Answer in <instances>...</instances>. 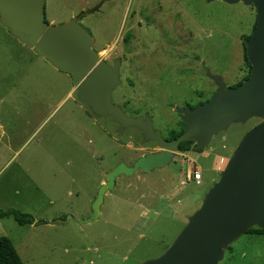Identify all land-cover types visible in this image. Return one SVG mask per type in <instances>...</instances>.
Returning a JSON list of instances; mask_svg holds the SVG:
<instances>
[{
	"label": "rangeland",
	"instance_id": "obj_1",
	"mask_svg": "<svg viewBox=\"0 0 264 264\" xmlns=\"http://www.w3.org/2000/svg\"><path fill=\"white\" fill-rule=\"evenodd\" d=\"M98 4L79 23L101 60L121 62L112 100L128 116L148 114L163 137L182 129L174 108L211 97L217 85L210 75L226 74L228 88L249 72L243 41L256 19L252 6L45 0L46 21L61 24ZM11 45L4 41L0 50V209L29 213L36 223L19 225L5 217L0 236L12 241L24 264H142L159 258L219 179L215 166H226L245 133L260 122L233 123L202 152L178 150L162 169L118 176L98 218L79 223L91 215L99 186L116 164L130 166L159 147L133 127L120 133L109 116L94 115L76 100L68 74ZM188 168L198 172V180L187 178ZM230 247L218 264H264V235L243 233Z\"/></svg>",
	"mask_w": 264,
	"mask_h": 264
},
{
	"label": "water",
	"instance_id": "obj_2",
	"mask_svg": "<svg viewBox=\"0 0 264 264\" xmlns=\"http://www.w3.org/2000/svg\"><path fill=\"white\" fill-rule=\"evenodd\" d=\"M220 1L230 5L241 2L255 9L254 28L243 41L249 75L228 88L221 76L210 75L217 85L211 97L194 107L174 108L183 123L182 132L166 139L153 128L148 114L128 116L112 100V92L120 83L121 62L115 60L109 65L101 60L93 49V37L79 23L101 4L67 22L50 25L45 0H0V25L54 69L68 74L79 103L94 115L109 116L120 133L133 127L143 134L145 142H155L159 147L158 152L146 153L130 166L124 161L116 164L99 186L91 215L79 223L98 218L104 196L114 188L118 176L162 169L172 163L181 142L191 141L196 150L203 151L213 136L226 132L231 124L260 120L245 133L173 244L159 258L142 264H218L227 247L247 229H264V0Z\"/></svg>",
	"mask_w": 264,
	"mask_h": 264
},
{
	"label": "trees",
	"instance_id": "obj_3",
	"mask_svg": "<svg viewBox=\"0 0 264 264\" xmlns=\"http://www.w3.org/2000/svg\"><path fill=\"white\" fill-rule=\"evenodd\" d=\"M129 38H130V32H128L126 34V36L124 37V43L125 44H127L129 42ZM248 38L249 37H247V39ZM243 47H244V45H243ZM244 59H245L246 63L248 64L249 70H250V65L247 62V59L245 56V50H244ZM248 75H249V72L240 82L232 85L231 87L239 85L245 78L248 77ZM181 132H182V129L179 132L178 131H172V132H170V135L167 138L173 139V138L177 137ZM190 149L196 150L194 143L191 141H183L180 143L178 150L185 152V151H189ZM198 151H200V150H198ZM5 217H13L14 220L19 225L36 223L34 217L31 214L24 213V212L17 210V209H6V210L0 209V219L5 218ZM244 233L263 234L264 235V229H261V228L256 226V227L247 229ZM0 264H24L22 262L20 256L18 255L12 241L6 236H0Z\"/></svg>",
	"mask_w": 264,
	"mask_h": 264
},
{
	"label": "crops",
	"instance_id": "obj_4",
	"mask_svg": "<svg viewBox=\"0 0 264 264\" xmlns=\"http://www.w3.org/2000/svg\"><path fill=\"white\" fill-rule=\"evenodd\" d=\"M7 42V44H12L11 45V50H13V48H15L16 46H19L20 47V49L21 48H25L26 50L25 51H27V52H30L31 54L33 53V55H32V58H38L39 56L37 55V54H35L33 51H32V49L31 48H28V47H26L24 44H22L18 39H14V37H11L10 36V33H9V31L5 28V27H3V26H1L0 25V50H2V49H4L2 46H1V43L2 42ZM31 58V57H30ZM30 58L29 57H27V60H28V62L27 63H30ZM39 58H41V60L43 59L42 57H39ZM43 60H45V59H43ZM50 65V64H49ZM52 67V66H51ZM53 68V67H52ZM56 70V69H55ZM222 76H223V78H224V76H226V74H223L222 73ZM224 80H225V78H224ZM234 84H236V83H234ZM234 84H230L229 85V83H228V86L230 87V86H232V85H234ZM72 91V90H71ZM73 92V91H72ZM74 93V92H73ZM202 152V151H201ZM204 154V158H206V157H208L209 156V152H204L203 153ZM220 159H224L223 157H221ZM226 162H227V160H226ZM224 167H225V164L223 165V169H224ZM219 168H220V166L219 165H217V166H215V170L216 171H218L219 173H221V170H222V168H220V170H219ZM1 219H3V218H1ZM255 235H258V234H255ZM259 235H263V234H259ZM228 249L231 251V247H230V245L228 246Z\"/></svg>",
	"mask_w": 264,
	"mask_h": 264
},
{
	"label": "built area",
	"instance_id": "obj_5",
	"mask_svg": "<svg viewBox=\"0 0 264 264\" xmlns=\"http://www.w3.org/2000/svg\"><path fill=\"white\" fill-rule=\"evenodd\" d=\"M186 175H187V178L188 179H191V176L194 178V179H199V174L198 172H195V171H192L191 169H187L186 170Z\"/></svg>",
	"mask_w": 264,
	"mask_h": 264
},
{
	"label": "flooded vegetation",
	"instance_id": "obj_6",
	"mask_svg": "<svg viewBox=\"0 0 264 264\" xmlns=\"http://www.w3.org/2000/svg\"><path fill=\"white\" fill-rule=\"evenodd\" d=\"M255 22H256V19H255ZM255 22H254V24H253L252 30H253V28H254ZM252 30H251V33H252ZM251 33H250V35H251ZM250 35H249V36H250ZM249 36H248V37H249ZM164 138L168 139L167 137H164Z\"/></svg>",
	"mask_w": 264,
	"mask_h": 264
}]
</instances>
